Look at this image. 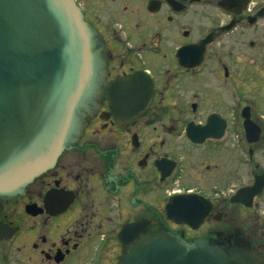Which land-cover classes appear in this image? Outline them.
<instances>
[{
    "label": "flooded vegetation",
    "instance_id": "1",
    "mask_svg": "<svg viewBox=\"0 0 264 264\" xmlns=\"http://www.w3.org/2000/svg\"><path fill=\"white\" fill-rule=\"evenodd\" d=\"M74 2L104 94L50 168L0 196V264H118L159 232L264 259V0Z\"/></svg>",
    "mask_w": 264,
    "mask_h": 264
},
{
    "label": "water",
    "instance_id": "2",
    "mask_svg": "<svg viewBox=\"0 0 264 264\" xmlns=\"http://www.w3.org/2000/svg\"><path fill=\"white\" fill-rule=\"evenodd\" d=\"M94 34L74 0H0V196L13 197L50 168L78 134V113L104 94ZM175 216L198 227L189 209ZM235 242L217 247L159 232L129 240L118 264H264Z\"/></svg>",
    "mask_w": 264,
    "mask_h": 264
}]
</instances>
